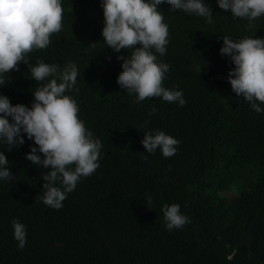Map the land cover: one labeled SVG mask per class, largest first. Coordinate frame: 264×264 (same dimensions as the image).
Instances as JSON below:
<instances>
[{"label":"trees","instance_id":"obj_1","mask_svg":"<svg viewBox=\"0 0 264 264\" xmlns=\"http://www.w3.org/2000/svg\"><path fill=\"white\" fill-rule=\"evenodd\" d=\"M206 2L213 23L160 5L170 43L157 56L170 65L164 86L183 90L181 106L162 98L137 102L118 83V57L131 50L117 53L104 43L101 0H63L62 30L27 59L77 63L79 93L67 94L103 142L100 167L55 209L42 199L51 167L27 159L35 141L25 133L23 145L5 144L0 150L15 179L0 180V264H264V112L233 91L227 77L235 65L220 52L223 35L264 38V15L250 24L217 0ZM40 84L19 62L0 93L31 107ZM156 129L180 141L173 156L146 151L144 132ZM173 203L190 223L169 231L162 208ZM14 218L27 225L24 249Z\"/></svg>","mask_w":264,"mask_h":264},{"label":"clouds","instance_id":"obj_2","mask_svg":"<svg viewBox=\"0 0 264 264\" xmlns=\"http://www.w3.org/2000/svg\"><path fill=\"white\" fill-rule=\"evenodd\" d=\"M164 3L172 11L183 10L206 17L208 23L214 22L213 10L206 0H101L105 17L102 34L104 43L115 52L131 50L126 58L122 54L118 57L123 61L118 83L129 94H135L137 102L162 98L183 106L187 103L183 90L164 86L170 65L157 56V53L165 55L170 43L169 25L160 10ZM217 3L250 24L264 15V0H217ZM63 12V0H0V84L5 88L12 70L19 71V62L28 64L32 78L41 82L34 91L31 107L23 103L13 105L7 95L0 93V149L5 144L23 145L25 133L35 141L27 159L34 165L51 167L43 174L42 199L55 209L63 207V201L82 177L92 175L100 167L103 148L102 140L80 118L77 100L67 94L79 93L77 63L69 61L61 67L42 58L35 64L27 59L34 49L47 48L52 35L62 30ZM95 44L89 47L94 48ZM220 52L235 65L227 77L233 91L250 102L256 112H264V38L249 36L237 40L223 35ZM156 111L153 107L150 115ZM144 133L142 144L147 152L155 154L159 150L165 157H171L178 151L180 141L165 131ZM8 165V157L0 150V180L15 179ZM145 200L152 207V197ZM162 211L169 231L190 223L179 203L165 204ZM12 225L18 247L24 249L27 225L19 218H14Z\"/></svg>","mask_w":264,"mask_h":264},{"label":"rangeland","instance_id":"obj_3","mask_svg":"<svg viewBox=\"0 0 264 264\" xmlns=\"http://www.w3.org/2000/svg\"><path fill=\"white\" fill-rule=\"evenodd\" d=\"M228 195L232 196V193H228Z\"/></svg>","mask_w":264,"mask_h":264},{"label":"bare ground","instance_id":"obj_4","mask_svg":"<svg viewBox=\"0 0 264 264\" xmlns=\"http://www.w3.org/2000/svg\"><path fill=\"white\" fill-rule=\"evenodd\" d=\"M98 85V84H97Z\"/></svg>","mask_w":264,"mask_h":264}]
</instances>
